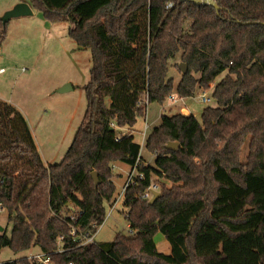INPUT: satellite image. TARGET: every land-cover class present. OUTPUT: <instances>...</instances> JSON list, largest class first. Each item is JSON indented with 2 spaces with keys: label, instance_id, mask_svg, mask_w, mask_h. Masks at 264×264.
Returning a JSON list of instances; mask_svg holds the SVG:
<instances>
[{
  "label": "trees",
  "instance_id": "trees-1",
  "mask_svg": "<svg viewBox=\"0 0 264 264\" xmlns=\"http://www.w3.org/2000/svg\"><path fill=\"white\" fill-rule=\"evenodd\" d=\"M210 1L217 9L191 0H18L47 22H68L67 36L90 53L91 67L83 118L59 162L43 164L25 117L0 100V211L11 223L0 250L35 249L53 264H264V0ZM177 56L187 73L175 85L168 74ZM211 85L215 106L200 121L161 117L144 143L154 164H144L133 140L146 110L139 102L162 106ZM169 143L177 150H166ZM137 161L145 179L123 197L133 235L82 245L114 200L112 165ZM152 175L171 186L162 184L150 204L140 196ZM70 206L74 220L63 214ZM157 233L169 255L157 251Z\"/></svg>",
  "mask_w": 264,
  "mask_h": 264
},
{
  "label": "rangeland",
  "instance_id": "rangeland-1",
  "mask_svg": "<svg viewBox=\"0 0 264 264\" xmlns=\"http://www.w3.org/2000/svg\"><path fill=\"white\" fill-rule=\"evenodd\" d=\"M14 3L19 2L0 0V18L15 6ZM68 28V22L48 23L41 13L34 10L31 16L12 19L7 23L6 39L0 47V67L5 69L4 74L0 76V97L12 100L16 104L14 107L24 114L45 166L63 158L86 108L82 86L89 80L90 53L73 49L72 40L67 36ZM179 64V56L169 62L168 77L174 80L175 85L181 78V72L176 68ZM223 76L224 74L218 77L217 81ZM65 85H71L72 90L59 93ZM211 89L205 91L210 98L213 90ZM201 92L198 90L194 97L183 99L176 105L169 104L167 99L162 106L157 103L147 104V137L153 128L160 124L162 116L174 115L181 108H187L189 115L200 121L203 109L215 106L213 100L208 104L201 103L198 99ZM145 118H137L133 127V140L141 146L140 157H143V163L153 166L155 156L145 149L142 142L141 131ZM120 133L125 135L126 131L120 130ZM246 155L247 143L242 149L243 162ZM115 164L117 163L112 165V182L116 187L114 200L129 172L127 165L119 163V170ZM117 173L121 175L118 176ZM151 179L159 187L162 184L171 186V182L164 178L152 175ZM110 203L106 204L105 220L94 238L95 244L101 248L111 243L118 235H133L125 219L127 209L123 207V200L121 199L111 212ZM74 211L70 206L63 214L70 216ZM7 217L5 210L0 211V234H10L11 223ZM153 240L159 253H171V247L161 233H157ZM37 251L34 249L31 252ZM26 255L27 253L14 254L9 248H3L0 250V263L18 260Z\"/></svg>",
  "mask_w": 264,
  "mask_h": 264
},
{
  "label": "built area",
  "instance_id": "built-area-1",
  "mask_svg": "<svg viewBox=\"0 0 264 264\" xmlns=\"http://www.w3.org/2000/svg\"><path fill=\"white\" fill-rule=\"evenodd\" d=\"M3 73H4V70L0 69V75H2ZM211 88L213 89V85L210 86V89ZM198 99L203 104H208L211 101V98L208 96V94L206 92L201 93L198 96ZM179 101H182V99L179 98L175 94L170 95L167 98V102L169 104H171V105L179 104ZM147 104H148L147 99H144V100L140 101L139 104H138V107H144L146 109L145 110V116L147 115ZM183 109H185V108H181V110H183ZM145 116H144V118H145ZM110 126H111V128H114L115 124L111 123ZM148 128H149V125L147 124L146 118H145L143 130L141 131L143 144L145 143V140L147 138V130H148ZM138 162L139 161H137L136 164L133 167H129V172L127 173L126 180H125L123 186L121 187L120 193L118 194L116 199L112 203L109 204L110 205V212L121 199L123 200V197L125 195L126 190L130 186L134 185L136 180H144L145 179V174L143 172L138 171V165H139ZM157 192L160 193V187H159V185L156 182H153L152 179H151L148 187L142 193L140 198L143 199V200H146V201H150L153 198L154 193H157ZM69 217L72 220H74L72 215H70ZM74 233L75 232L72 231V235H74ZM96 233L95 234H84L79 239V241L82 243V245L93 244V243H95L94 238H95ZM31 251L30 252L29 251L26 252L27 253V255H26L27 259H29L31 261H34V262H36L38 264H53L51 262V260H50V257L47 254L42 253L40 251H37V252H31Z\"/></svg>",
  "mask_w": 264,
  "mask_h": 264
},
{
  "label": "water",
  "instance_id": "water-1",
  "mask_svg": "<svg viewBox=\"0 0 264 264\" xmlns=\"http://www.w3.org/2000/svg\"><path fill=\"white\" fill-rule=\"evenodd\" d=\"M191 1L196 3V4L207 3V4H210L211 6H213L215 9H217V6L210 0H208L207 2H203V0H191ZM32 13H33L32 9L30 8V6L26 2H19L11 10L4 13V15L0 18V22L2 25H6L12 19L21 18V17H28V16H31ZM178 68L182 74L187 73V67L185 64H183V63L179 64ZM71 90H72L71 85H65L58 92L59 93H65V92L71 91ZM165 148H166V150H169V151H176L178 148V144L177 143H169L168 145H166ZM91 177H92V179L94 181V185L96 187L98 185L96 173H92ZM160 196H161V194L159 192L154 193V196L149 201V203L152 204ZM0 232H1V229H0Z\"/></svg>",
  "mask_w": 264,
  "mask_h": 264
},
{
  "label": "crops",
  "instance_id": "crops-1",
  "mask_svg": "<svg viewBox=\"0 0 264 264\" xmlns=\"http://www.w3.org/2000/svg\"><path fill=\"white\" fill-rule=\"evenodd\" d=\"M15 5H16V3H14ZM34 10H32V12H33ZM48 23H50V22H48ZM52 24H57V23H52ZM72 43H73V45H72V47H73V49L75 50V51H77L78 49H76V44L72 41ZM0 69H3L4 70V72H5V69L3 68V67H0ZM4 74V73H3ZM2 74V75H3ZM2 75H0V76H2ZM0 100L1 101H4V102H7V103H9L10 105H12V106H15L16 104L12 101V100H10V99H4V98H2V97H0ZM183 100V99H182ZM17 110H19L18 108H17ZM177 113H180V114H183V115H189V111L187 110V108H185V109H183V110H180L179 112H177ZM176 113V114H177ZM23 116H24V114H23ZM25 117V116H24ZM26 119V118H25ZM27 121V120H26ZM122 131H126V130H122ZM134 135V134H133ZM136 143V142H135ZM141 158H143V157H141ZM119 166V163H117V164H115V167L116 168H121V167H118ZM120 170V169H119ZM117 175L118 176H120L121 175V173H117Z\"/></svg>",
  "mask_w": 264,
  "mask_h": 264
}]
</instances>
